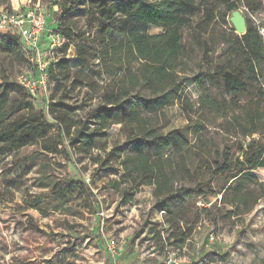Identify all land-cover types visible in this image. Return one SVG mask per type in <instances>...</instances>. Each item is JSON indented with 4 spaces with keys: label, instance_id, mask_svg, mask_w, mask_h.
Returning a JSON list of instances; mask_svg holds the SVG:
<instances>
[{
    "label": "trees",
    "instance_id": "1",
    "mask_svg": "<svg viewBox=\"0 0 264 264\" xmlns=\"http://www.w3.org/2000/svg\"><path fill=\"white\" fill-rule=\"evenodd\" d=\"M36 1L42 0H32ZM53 1L59 7L55 34L61 40L80 39L77 58L85 65L93 63L88 71L72 70L67 58H53L47 65L48 83L69 77L89 80V72L109 75L112 81L96 105L82 114L75 112L80 106L70 105L63 96L55 101L52 96L46 109L34 108V99L17 82L11 83L6 70L15 58L28 64L19 36L0 33V182L7 185L20 182L30 171L36 174L38 191L28 193L23 208L76 216L80 212L71 203L74 191L85 194L86 203L98 200L84 181L56 173L65 163L82 158L93 166V177L113 166L119 170L118 178L108 184L125 203L142 186L151 187L154 207L165 213L171 230L162 246H183L187 240L181 222H187L183 206L196 196L205 200L220 196L221 204L229 203L230 209L219 208L224 218L247 213L264 199V181L253 172L264 169V41L250 22L238 34L226 19L240 6L257 4V0ZM73 12L83 17L81 37L67 23L66 15ZM148 27L159 31L149 32ZM195 50L201 52V60L205 58V63L198 61L199 67H207L201 74L190 72ZM132 64L135 67L125 72ZM188 79L201 90L197 107L183 93ZM210 87L221 94L206 91ZM180 98L194 117L182 127L163 132L169 124L165 109ZM205 122L223 134L219 143L203 134ZM114 124H120L123 141L98 152L99 141ZM191 147L196 157L193 170L187 161ZM59 156L63 163L56 160ZM212 163L214 183L205 172ZM149 232L161 240L159 229L150 227ZM47 237L46 252L52 249L56 234L48 232ZM62 261L54 253L39 264Z\"/></svg>",
    "mask_w": 264,
    "mask_h": 264
},
{
    "label": "rangeland",
    "instance_id": "2",
    "mask_svg": "<svg viewBox=\"0 0 264 264\" xmlns=\"http://www.w3.org/2000/svg\"><path fill=\"white\" fill-rule=\"evenodd\" d=\"M29 1L31 3L32 0H0V7H18L29 4ZM40 6L48 17L46 35L40 41L42 60L51 61L56 57H65L72 70L88 71L93 62L85 65L77 58L80 39L71 42L64 37L57 44L56 50L49 53L48 35L50 32L55 33L57 28L55 13H58L59 7L53 0H42ZM238 11L245 21L259 30L264 41V0H257V4L248 7L242 5ZM66 16L67 23L80 36L83 31V17L78 12L68 13ZM231 16L232 13L228 14L226 19L230 27H233ZM147 31L158 32L159 29L148 27ZM193 57L190 72L201 74L207 67L205 64L199 67L198 61L205 63V58L201 60V52L198 50H195ZM25 67L24 62H19L16 58L7 63L6 70L11 83L17 82V76ZM134 67L135 64L128 66L125 72ZM88 77L89 80L85 81L69 77L58 83L50 79L46 87L38 90L33 100L34 108L46 109L52 96L54 101L63 96V100L70 105L80 106L82 109L75 112L82 114L83 110L96 105L102 92L112 81L111 76L105 74L93 75L89 72ZM207 90L217 96L221 94L220 89L210 87ZM200 92L194 80L188 79L185 82L183 93L195 107L198 106L196 101ZM11 93L14 94L15 90ZM165 111L169 116V124L162 128L163 132L182 127L194 117L188 112L181 98ZM205 124L203 134L219 143L223 134L217 127L206 122ZM119 129L120 124L112 125L107 136L99 141L98 152L103 153V147L108 150L116 142L123 141L124 137ZM188 138L193 145V137L189 135ZM193 151L191 147L187 154L191 170L196 162ZM56 160L60 163L64 161L62 156ZM7 162L2 166H6ZM214 166L212 163L205 167L207 177L212 183ZM92 172L93 166L86 158L67 162L64 168H59L56 172L61 178L84 181L98 198L86 203L85 194H75L74 191V200L71 203L77 205L80 212L76 216L46 215L35 209L23 208V200L28 193L38 191L34 184L36 174L33 171L26 173L20 182L6 185L1 181L0 264H21L18 261L39 264L43 258H51L54 253L63 257L61 264H264V199L259 200L247 213L224 218L219 216V208L222 205L230 209L229 203L221 204L220 196H210L207 200L203 196H196L183 206L187 212V222L181 220L187 233L183 246H162L171 230L165 222V213L154 207L155 198L151 187L142 186L134 194L132 201L125 203L120 200L119 192L108 184L112 179L118 178L119 170L115 166L100 171L94 177L91 176ZM253 172L264 181V169L257 168ZM185 184L190 187L195 185L189 181ZM170 205L175 207L176 202H170ZM150 227L160 230L161 240L150 234ZM48 232L55 233L56 237L51 244L52 249L46 252L44 247L48 244Z\"/></svg>",
    "mask_w": 264,
    "mask_h": 264
},
{
    "label": "built area",
    "instance_id": "3",
    "mask_svg": "<svg viewBox=\"0 0 264 264\" xmlns=\"http://www.w3.org/2000/svg\"><path fill=\"white\" fill-rule=\"evenodd\" d=\"M47 30V15L40 1L18 7H0V33L9 32L19 36L20 46L27 55L28 64L17 76V83L31 98H36L38 90L48 83L47 65L50 60H42L41 37ZM49 53L57 48L61 37L50 32L48 35Z\"/></svg>",
    "mask_w": 264,
    "mask_h": 264
},
{
    "label": "water",
    "instance_id": "4",
    "mask_svg": "<svg viewBox=\"0 0 264 264\" xmlns=\"http://www.w3.org/2000/svg\"><path fill=\"white\" fill-rule=\"evenodd\" d=\"M231 23L235 29V32L238 34H242L245 32L246 29V21L244 16L241 14L240 11L236 10L232 12V16L230 18Z\"/></svg>",
    "mask_w": 264,
    "mask_h": 264
}]
</instances>
